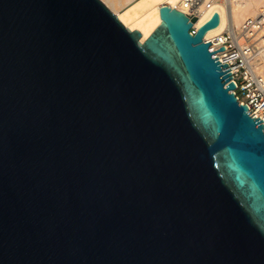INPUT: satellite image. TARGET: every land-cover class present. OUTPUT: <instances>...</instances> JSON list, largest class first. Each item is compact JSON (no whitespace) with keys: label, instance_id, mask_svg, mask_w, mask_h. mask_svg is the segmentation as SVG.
<instances>
[{"label":"water","instance_id":"water-1","mask_svg":"<svg viewBox=\"0 0 264 264\" xmlns=\"http://www.w3.org/2000/svg\"><path fill=\"white\" fill-rule=\"evenodd\" d=\"M159 13L0 0V264H264V119Z\"/></svg>","mask_w":264,"mask_h":264},{"label":"bare ground","instance_id":"bare-ground-1","mask_svg":"<svg viewBox=\"0 0 264 264\" xmlns=\"http://www.w3.org/2000/svg\"><path fill=\"white\" fill-rule=\"evenodd\" d=\"M102 1L106 4V6H108V8L125 2L121 9L118 11H114V13L129 30H138L141 33V41L145 40L161 23L159 9L161 6H163V3H165L164 5L171 8H176L182 12H186L188 14L196 16L197 20L193 26L195 30L216 12L218 13L220 18L219 24L217 27L210 29L204 37L206 41L209 40L212 42V44L210 45V49L212 52L221 48L220 45L225 41L223 32H228L230 35H232V33L239 31L243 25L252 20L253 17L255 18L258 12H260L258 10L264 11V0H215L212 6L209 8H206V2H202L199 7H197L195 10L190 11L183 7V0ZM260 16L259 18L257 17L255 19L256 22L260 23V26H258V28L261 29L258 30L261 33L258 34H262L255 40L257 44L255 46L256 51L254 53L258 57V59L256 61L254 60L255 62L252 61L254 63L250 64H253V69L255 70L257 75L261 77V85L264 89V17ZM251 22L253 23L255 21ZM255 27H257V25ZM247 33H249V31ZM241 47L246 49L247 46H243L242 44ZM225 53L226 50L217 51L214 53V55L222 57L225 55ZM262 117L264 119V116Z\"/></svg>","mask_w":264,"mask_h":264},{"label":"built area","instance_id":"built-area-1","mask_svg":"<svg viewBox=\"0 0 264 264\" xmlns=\"http://www.w3.org/2000/svg\"><path fill=\"white\" fill-rule=\"evenodd\" d=\"M214 1L215 0H183L182 5L185 9L190 11L195 10L202 2H206L205 6L209 8ZM184 13L192 16L186 12ZM191 32L194 33L195 29L192 28ZM225 41L220 45V47L223 46L224 50H226L225 55L222 57L213 55V57L217 58L222 64L227 65L237 86L233 92L240 104H247L249 106V112L252 117L259 118L260 116H264V89L261 85V77L257 75L252 65H248L243 60L241 61L239 54L230 53L229 47L224 45ZM237 62L241 64L238 65ZM244 64H246V66ZM241 66L245 67L243 73L240 71Z\"/></svg>","mask_w":264,"mask_h":264},{"label":"rangeland","instance_id":"rangeland-1","mask_svg":"<svg viewBox=\"0 0 264 264\" xmlns=\"http://www.w3.org/2000/svg\"><path fill=\"white\" fill-rule=\"evenodd\" d=\"M124 4H125V2L121 3L119 5H116V6H111L109 8H111L110 10H112V12L118 11V10L121 9V7ZM164 4L165 3H163V5ZM258 11H260V12H258V14L255 16V18L253 17L252 20L248 21L245 25H243L242 28H240L239 31H236V32L232 33V35H230L228 32H223V36L226 39L224 45L229 47L230 53L239 54L240 58H241V61L243 60L248 65H252V66H253V64H250V63H254L258 59V57L254 53L256 51V47L255 46L257 44V42L255 40H256V38L258 36L262 35V34H260V35L258 34V33H261V32H259V30L261 28H258V26H260V23L256 22L255 19L257 17L259 18L260 15H261L260 17H262V14H263L264 11H262V10H258ZM259 13H260V15H259ZM263 17H264V14H263ZM251 21H255V22L252 23ZM254 25L255 26L257 25V27H255ZM248 31H249V33H247ZM263 35H264V31H263ZM207 41L209 42V40H207ZM210 43L212 44L211 41H210ZM242 44H243V46H245V45L247 46L246 49L241 47ZM253 55L256 56V57H254ZM252 56H253V58H252ZM252 61H254V62H252ZM237 64L240 65L241 63L237 62ZM244 65L246 66V64H244ZM244 69H245V67H242V66L240 67L241 73H243Z\"/></svg>","mask_w":264,"mask_h":264}]
</instances>
